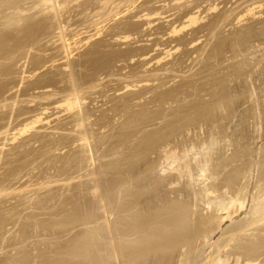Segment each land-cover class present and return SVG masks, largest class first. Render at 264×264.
<instances>
[{
	"label": "rangeland",
	"instance_id": "obj_1",
	"mask_svg": "<svg viewBox=\"0 0 264 264\" xmlns=\"http://www.w3.org/2000/svg\"><path fill=\"white\" fill-rule=\"evenodd\" d=\"M3 1L0 0V189L2 188L0 190V264H122L119 252H122L121 248L124 244L121 235L125 234L122 232L125 224L128 225L125 231H132V228L134 231V228L140 231L143 238V241L141 237L139 238L140 245L147 242L145 245L149 246L147 249L144 244L142 247L138 245L141 247V249L139 247L140 255H144L140 256L141 258L150 256L151 259L155 251L156 254L158 253L157 256L160 254L162 256L164 245L160 246L161 242H158L161 239L162 242L165 241V246L171 244V248L165 247L167 251L173 250L174 247L176 252V244L185 242L180 240L187 239L189 242L188 238L192 236L196 239V234L202 233V236H198L199 239H193V244L199 240L198 244L196 243L197 248L191 243L194 249L190 246L191 248L187 250L188 253L189 250L190 253L192 252V256L185 253L187 248L185 251L183 249L188 246L182 245L183 248L178 246L183 249L182 253L189 256L188 258H196V262L193 259L195 264H210L215 256L221 254L223 256L219 257L225 258L223 262H226L228 256L231 261L227 259L232 262L227 261L224 264H246L247 261H251L248 260L250 256L245 255L247 252L250 255L249 251H252L251 257L254 256L251 262L254 264L260 261L257 264H262L264 228L261 225L259 228V224L258 227L252 226L261 216L264 217V213L257 214L258 217L254 215L256 218H252L254 206L260 201L251 200L259 197L260 192L263 193L259 199L264 194L262 188L264 186V174H262L264 173V0H49L50 2L20 0L22 3L19 0ZM14 1L16 3L12 5ZM2 2L5 5L8 2V5L5 6ZM19 7L20 12H25L23 15L18 14ZM17 17L21 18H18L20 23ZM60 32L63 35H59ZM65 39L67 44L70 43L68 44L70 48L68 45L63 48ZM67 52L70 53L69 56ZM74 88L78 93L75 92L76 90L72 91ZM72 93L80 96L83 101H80V107H75L74 110L67 105L68 100L74 99ZM85 134L87 141L83 138ZM212 142L216 143V146L212 145ZM204 143L216 148L211 146L206 148ZM182 147L185 153L182 152ZM166 150L175 151V159L184 158L182 161L184 163L188 161L191 169L194 168L197 172L193 169L186 172L188 170L182 164V158L176 159L181 162L182 166L179 167L184 168L180 169L185 174L179 179L181 170L177 169L180 172L178 173L175 169L180 163H173L174 157H170L173 161L170 158L166 159ZM147 156L149 160L147 166L143 161L144 167H141L140 163L143 159L139 158L143 157L146 160ZM206 156L210 161L203 162V165L200 161ZM169 159L172 163H169ZM197 161L201 164L199 165ZM256 162L261 164L258 165ZM132 164H135L136 168L139 165L138 169L148 167L149 169L144 170V174L146 170L149 171L150 173H147L150 179L152 177L154 180L149 179L148 182H151L149 186L146 183V186L150 187L149 190H145L146 186L139 188L141 186L138 184L139 191H137V187L134 188L137 185L134 183L135 179L132 181L128 175L127 180L136 184L131 186L132 182H129L132 189H135V196H132L133 191L124 190L128 187L122 186L125 178L123 175H134L141 184L143 180L147 182L149 177L147 174L146 180H142L145 177L142 169L137 170ZM201 165L206 166L208 171L203 172V169L207 170V168L202 166V169ZM219 165L220 168H217ZM169 166H173L170 167L173 169L170 170ZM127 168L130 172L126 173L128 171L125 170L126 174L122 173ZM133 168L140 176L143 175L142 178L138 177L140 180L135 170L132 171ZM168 172H175L176 178L167 180L169 177L172 179L175 177L173 173L172 176H168L170 174ZM190 172L193 173L192 176ZM209 172H211L210 176ZM221 172H224L225 177ZM186 173L190 176L189 179ZM166 174L168 177H164ZM161 176L167 178L165 179L167 181L165 182ZM159 177L165 182L162 183L161 180L162 185L159 184ZM192 178L196 185H193ZM197 180L199 182H196ZM203 180L204 182H201ZM96 183L99 188L98 194L97 191L93 192ZM210 185L214 187L218 185L219 190L214 187L209 188ZM157 186L160 190H165V194L168 193V197L166 196L168 201L165 200L164 193L161 195L165 198H159L161 196L156 189ZM3 189L6 191L3 192ZM140 189L144 190L140 191ZM205 189H208L206 193L212 189V192L208 193L211 196L209 199ZM153 190L156 191L155 196L159 193L156 196L159 201L154 197L150 198L153 196ZM144 191L146 194L149 192V199L152 201V203L149 201V205L155 207L159 206L158 203L162 205L160 208L156 207L157 211L152 213L155 207L151 206V209L148 204H144L143 208L142 202H137L138 207L142 204V207L136 209L141 215L137 212V218L134 216L128 218L130 212L127 213L125 209H128L131 201ZM257 193L259 195H256ZM147 195H142V198L138 196L137 200L142 199L145 202L144 197ZM229 195L230 197L233 195L239 201L244 200L246 208L244 207L241 213L237 210L239 205L236 203L238 208L231 209L232 216L233 211L235 216L232 217V221L223 219L225 222L220 217L223 216V208H227L234 198L231 197L229 201ZM215 196H218L217 203L214 200ZM124 197L132 199L130 201L128 199L130 204ZM221 198L224 200L223 205L226 203L225 207L219 206L223 203ZM154 200L155 203L158 201L156 205L153 204ZM251 202L255 203L254 206ZM125 203H128V207ZM163 205L168 207L163 208ZM212 205L213 207L216 205V208ZM146 207L151 211H147ZM176 211L179 214L175 213ZM165 212H169L167 214L170 218ZM190 213L197 216L193 217ZM174 215L176 217L179 215L180 218L177 219ZM159 217L161 219L163 217V221ZM212 217L216 218V222ZM246 217L252 218L249 221L253 225L247 222L248 227L251 225L248 229L252 228L251 232L244 230L245 233L250 232V234L241 232L243 226L240 225L248 220ZM221 220L224 222H222L223 226ZM262 220L264 221V218L260 221ZM175 221L179 222L178 225ZM130 223L132 224L129 225ZM108 229L114 232L110 236L115 241L113 244L118 251L116 253L118 260L115 259L117 257L115 253L107 252L109 251L107 249H110V244H107L109 236L105 237L109 233ZM161 230L163 233L166 231L167 235ZM190 231L193 234L196 231L197 233L193 236ZM102 232L105 233L104 236ZM188 234H191L190 237ZM178 235L183 238H177ZM167 237L168 239H164ZM252 237L258 241L254 239L253 246L250 243ZM124 238L126 241L127 238L133 237L125 235ZM146 238L148 239L144 241ZM235 238L238 239L234 240ZM152 240L157 241L156 245H159L156 247L155 242H150ZM204 243L208 244L204 245ZM240 243L243 246H240ZM249 243L251 245H248ZM255 245L259 247L263 245L261 247L263 250L259 247L255 248ZM226 246L233 250L227 247L228 250ZM158 248L163 251L157 250ZM198 248H201L199 252ZM254 250L259 253H255ZM201 251L203 256L200 255ZM173 252L174 250L170 254ZM178 252L173 253L176 254L174 257L182 256L178 255ZM241 253L246 263L242 260L244 258L241 257ZM197 254L200 257H197ZM235 254L242 258L241 262H236ZM186 256L183 255L179 259L182 260ZM176 257V261L173 259L170 264L182 263L177 261L179 259ZM149 258L147 260L150 262ZM188 258L184 260H190ZM192 258L190 261H193ZM194 262L190 263L194 264ZM183 263L185 264V261Z\"/></svg>",
	"mask_w": 264,
	"mask_h": 264
},
{
	"label": "bare ground",
	"instance_id": "obj_2",
	"mask_svg": "<svg viewBox=\"0 0 264 264\" xmlns=\"http://www.w3.org/2000/svg\"><path fill=\"white\" fill-rule=\"evenodd\" d=\"M2 1H3V0H2ZM7 1H8V0H7ZM16 1H17V0H16ZM19 1H20V0H19ZM22 1H23V0H22ZM42 1H43V0H42ZM46 1H47V0H46ZM51 1H52V0H51ZM75 1H76V0H75ZM78 1H79V0H78ZM103 1H104V0H103ZM112 1H113V0H112ZM3 2H5V1H3ZM3 2H2V3H3ZM10 2H11V0H10ZM20 2H21V1H20ZM20 2H18V4H20ZM48 2H50V1L48 0ZM53 2H55V1H53ZM15 3H16V2L14 1V3H12V5L15 4ZM21 3H22V2H21ZM55 3H56V2H55ZM105 3H106V2H105ZM3 4H4V3H3ZM18 4H17V5H18ZM33 4H34V3H33ZM47 4H48V3H47ZM103 4H104V3H103ZM4 5H5V4H4ZM6 5H8V2H7ZM6 5H5V6H6ZM12 5H11V6H12ZM17 5H16V6H17ZM20 5H21V4H20ZM36 5H38V7H39V4H38V3H37ZM45 5H46V3H45ZM56 5H57V4H56ZM62 5H63V4H62ZM9 6H10V5H9ZM16 6H14V7L16 8ZM40 6H41V5H40ZM54 6H55V5H54ZM105 6H107V5H105ZM105 6H104V7H105ZM17 7H18V6H17ZM42 7H43V6H42ZM47 7H48V6H47ZM51 7H53L52 4H51ZM57 7H58V6H57ZM57 7H56V9H58ZM107 7H108V6H107ZM7 8H8V6H7ZM17 9H18V12H20L21 8L19 7V8H17ZM19 9H20V10H19ZM35 9H37L36 6H35ZM50 9H51V8H50ZM53 9H55V8H53ZM59 9H60V8H59ZM100 9H101V8H100ZM27 10H28V9H27ZM48 10H49V9H48ZM102 10H103V9H102ZM111 10H112V9H111ZM8 11H9V10H8ZM16 11H17V10H16ZM22 11H23V10H22ZM25 11H26V10H25ZM46 11H47V10H46ZM54 11H55V10H54ZM44 12H45V11H44ZM109 12H110V11H109ZM15 13H16V12H15ZM24 13H25V12H23V13L20 12V13H18V14H22V15H23ZM110 14H111V13H110ZM53 15H54V14H53ZM106 15H107V14H106ZM19 16H20V15H19ZM148 16H149V15H148ZM20 17H21V16H20ZM20 17H17V18H16V19L18 20L19 23L21 22V21H19V20L21 19ZM104 17H105V16H104ZM107 17H108V16H107ZM18 18H20V19H18ZM25 19H26V18H25ZM103 19H104V18H103ZM23 20H24V19H23ZM23 20H22V21H23ZM14 21H15V20H13V22H14ZM27 21H28V19H27ZM23 22H24V21H23ZM58 22H59V21H58ZM7 23H8V22H7ZM9 23H10V21H9ZM9 23H8V24H9ZM14 23H16V22H14ZM19 23H17V25H18ZM60 23H61V21H60ZM60 23H59V24H60ZM3 24H4V23H3ZM11 24H12V23H11ZM21 24H22V23H21ZM14 25H15V24H14ZM19 25H20V24H19ZM66 25H67V24H66ZM4 26H6V25H4ZM4 26H3V27H4ZM20 26H21V25H20ZM60 26H61V25H60ZM10 27H11V26H10ZM10 27H9V28H10ZM7 28H8V27H7ZM12 28H13V26H12ZM62 28H64V27L62 26ZM15 29H16V28H15ZM15 29H14V30H15ZM18 29H19V28H18ZM59 29L61 30V28H59ZM14 30H13V31H14ZM7 31H8V30H7ZM10 31H11V30H10ZM63 31H64V30H63ZM64 33H65V32H64ZM59 35H63V34H61V32H60ZM64 35H65V34H64ZM8 36H9V35H8ZM64 38H66V37L64 36ZM63 40H64V39H63ZM61 41H62V38H61ZM65 42H66V39H65ZM63 44H64V46L62 45L63 48H64L65 46H67L68 44L70 45V43L67 44V42H66V43L63 42ZM69 45H68V47L70 48ZM31 47H32V46H31ZM65 48H66V47H65ZM67 49H68V48H67ZM67 49H66V51H67ZM64 50H65V49H64ZM30 51H31V50H30ZM30 51H29V52H30ZM66 51H65V52H66ZM68 51H69V50H68ZM66 54L68 55V54H70V53L67 52ZM24 55H25V54H24ZM68 56H69V55H68ZM27 58H28V57H27ZM22 61H23V60H22ZM25 63H26V62H25ZM23 73H24V72H23ZM71 79H72V78H71ZM72 82H73V81H72ZM74 86H75V85H74ZM75 90H76V91H75ZM72 91L77 92V89L74 88V90H72ZM67 93H68V92H67ZM73 93H74V92H73ZM73 93H72V94H73ZM77 93H78V92H77ZM77 93H75V94H77ZM79 93H80V91H79ZM70 94H71V93H70ZM78 95H79V94H78ZM70 96H71V95H70ZM74 96H75L74 94H73V97L71 96V97L74 98V99H72V100H68L69 102L67 101V102H68V104H67L68 107H69L70 109L73 108L72 110H74L75 107H80L79 103H80V101H82L80 96H79L80 99H79V97H78L77 95H76L75 97H74ZM67 97H68V96H67ZM48 98H49V97H48ZM50 98H51V97H50ZM69 99H71V98L69 97ZM66 100H67V99H66ZM45 101H46V100H45ZM82 102H83V101H82ZM81 104H82V103H81ZM78 109H79V108H78ZM45 110H46V109H45ZM79 110H80V109H79ZM70 111H71V110H70ZM130 111H131V110H130ZM12 115H13V114H12ZM81 115H82V114H81ZM82 116H83V115H82ZM36 117H37V116H36ZM40 119H41V118H40ZM80 120H81V119H80ZM82 120H83V119H82ZM28 122H29V121H28ZM32 122H33V121H32ZM34 122H38V121H34ZM34 122H33V123H34ZM33 123H32V124H33ZM79 123H82V122H79ZM85 123H86V122H85ZM85 123H84V124H85ZM23 125H24V124H23ZM29 125H31V124H29ZM33 125H34V124H33ZM36 125H37V123H36ZM82 125H83V123H82ZM7 127H8V126H7ZM23 127H24V126H23ZM78 127H80V125H79ZM78 127H77V129H80V128H78ZM28 128H29V126H28ZM28 128H26V129H28ZM21 129H22V127H21ZM81 129H82V128H81ZM83 129H84V126H83ZM29 130H30V129H29ZM85 130H86V129H84V132H85ZM6 131H7V129H6ZM24 131H25V130H24ZM27 131H28V130H27ZM30 131H31V130H30ZM80 131H81V130H80ZM22 132H23V131H22ZM25 132H26V131H25ZM2 133H3V132H2ZM5 133H6V132H5ZM7 133H8V132H7ZM86 133H87V132H86ZM19 134H21V132H19ZM22 134H23V133H22ZM83 134H84V133H83ZM80 135H81V134H80ZM10 136H11V135H10ZM10 136H9V137H10ZM84 136H85V137H83V138H84V141H85V140L87 141L86 134H85ZM87 136H88V135H87ZM20 137H21V136H20ZM15 138H16V137H15ZM111 138H112V137H111ZM5 140H6V139H4V141H5ZM81 140H82V139H81ZM226 140H227V139H226ZM6 141H7V140H6ZM82 141H83V140H82ZM9 142H10V141H9ZM208 142H209V141H208ZM208 142H207V143H208ZM0 143H1V142H0ZM90 143H91V142H90ZM212 143H213V142H212ZM212 143H210V144H212ZM256 143H257V142H256ZM204 144H205V143H204ZM215 144H216V143H213L212 145H215ZM182 145H183V144H182ZM193 145H194V144H193ZM205 145H206V144H205ZM212 145H209V144H208L209 147L211 146V147L214 148V147L216 146V145H215V146H212ZM188 146H189V145H188ZM206 146H207V145H206ZM206 146H205V147H206ZM208 146H207L206 148H208ZM0 147H1V146H0ZM245 147H246V146H245ZM88 148H89V147L87 146L86 149H88ZM185 148H186V147H185ZM200 148H201V147H200ZM215 148H216V147H215ZM174 149H175V148H174ZM218 149H219V148H218ZM181 150H182L183 153H185V151H183V147H182ZM186 150H187V148H186ZM211 150H212V148H211ZM211 150H208V152L211 151ZM166 151H167V153H165V154H166L165 157L167 156L166 159L175 156V154H174L175 151H174V150H173L174 152H172V151L170 152V151H168V150H166ZM187 151H188L187 153H189V150H187ZM200 151H201V150H200ZM205 151H207V150L205 149ZM182 152H180V155H181ZM191 152H192V151H191ZM214 152H215V150H214ZM199 153H200V152H199ZM202 153H203V152H202ZM210 153H211V152H210ZM210 153H209V154H210ZM212 153H213V152H212ZM176 154L178 155V152H176ZM193 154H194V151H193ZM226 154H227V153H226ZM195 155H197V154L195 153ZM199 155H200V154H199ZM207 155H208V154H207ZM0 156H1V155H0ZM181 156H182V155H181ZM185 156H187V155H185ZM189 156H190V154H189ZM193 156H194V155H193ZM197 156H198V155H197ZM219 156H220V155H219ZM254 156H255V155H254ZM144 157H145V156H144ZM162 157H163V156H162ZM162 157H161V158H162ZM176 157H177V156H176ZM198 157H199V156H198ZM201 157H202V155H201ZM208 157H209V156H208ZM212 157H213V156H212ZM212 157H211V158H212ZM258 157H259V159L261 160L260 155H259ZM258 157H257V158H258ZM262 157H263V156H262ZM138 158H139V157H138ZM180 158H182V157H180ZM180 158L178 157V158H176V159H179V160H180ZM188 158H189V157H188ZM206 158H207V156L204 158L203 161H200V160H199V161L203 164V162H206V161H208V160L210 159V158H209V159L207 160ZM135 159H137V158H135ZM139 159H143V160H141V163H140L141 167H142V166L144 167L143 164H145V165L147 166V161H149V160H147V159H148V156H147L146 160H144L143 157H142V158L140 157ZM163 159H165V158H163ZM166 159H165V162H166ZM170 159H171L172 161H173V159H174L173 163H180V164L177 165L178 167H179L180 165L182 166V164H184L185 169L188 170V171L185 170L186 172H189V169H190V171H191L192 169H193V171H196V170H194V168L191 169V167H190L191 164H189L188 161L186 162V160H185L186 163H184V162L182 161L184 158L181 159V161L183 162L182 164H181V162H180L179 160L177 161V160L175 159V157H174L173 159H172V158H170ZM170 159H169V163H172V161H171ZM195 159H196V158H195ZM199 159H200V157H199ZM255 159H256V158H255ZM263 159H264V158H263ZM137 160H138V159H137ZM151 160H152V159H151ZM192 160H194V159L192 158ZM212 160H213V158H212ZM143 161L146 162V163H143V164H142ZM162 161H163V160H162ZM199 161H197V163H198ZM209 161H210V160H209ZM209 161H208V162H209ZM261 161H262V160H261ZM137 162L139 163V160H138ZM153 162H154V161H153ZM200 162H199V165L201 164ZM211 162H212V161H211ZM263 162H264V161H263ZM130 163H131V162H130ZM138 163H137V164H138ZM169 163H168V164H169ZM190 163H191V162H190ZM213 163H214V161H213ZM243 163H244V162H243ZM254 163H255V162H254ZM256 163H258V162H256ZM124 164H125V162H124ZM124 164H122V165H124ZM127 164H129V163H127ZM127 164H126V165H127ZM135 164H136V163H135ZM135 164H134V165H135ZM137 164H136V165H137ZM168 164H167V165H168ZM194 164H196V163H194ZM260 164H261V162L258 163V165H260ZM126 165H125V166H126ZM130 165H131V164H130ZM130 165H128V166H130ZM134 165L132 164V166H134ZM136 165H135V167H134L135 169H137V170L142 169V168H139V169H138V166H139V165H138L137 168H136ZM149 165H150V164H149ZM149 165H148V166H149ZM161 165L163 166L164 163L161 164ZM172 165H173V164H172ZM203 165H204V164H203ZM203 165H201L200 167L202 168ZM213 165H214V164H213ZM213 165H211V166H213ZM258 165H257V166H258ZM262 165H263V164H262ZM146 166H145V168H143V169L141 170V171L143 172V174H144V170H145V169H149L148 167L146 168ZM195 166H196V165H195ZM197 166H198V165H197ZM216 166H217V165H216ZM254 166H255V165H254ZM263 166H264V165H263ZM122 167H123V166H122ZM139 167H140V166H139ZM170 167H173V166H169L168 168L170 169ZM175 167H176V166H175ZM178 167L175 169L176 171H178L177 169H180V168L184 169L183 167H179V168H178ZM198 167H199V166H198ZM204 167H206V166H203V168H204ZM258 167H259V166H258ZM258 167H257V169H258ZM129 168H130V167H129ZM134 168H133L132 171L135 170ZM203 168H202V169H203ZM206 168H207V167H206ZM214 168H215V167H214ZM217 168H220V165H219ZM253 168H255V167H253ZM261 168H262V166H261ZM122 169H123V168H122ZM172 169H173V168H172ZM172 169H170V170H172ZM125 170L128 171V172H126ZM137 170H135L134 172L137 173V172H138ZM161 170H162V172H163V168H162ZM180 170H181V169H180ZM203 170H204L203 172L208 171V168H207V170H206L205 168H204ZM209 170H210V169H209ZM212 170H213V169H212ZM214 170H215V169H214ZM251 170H252V168H251ZM251 170H250V171H251ZM255 170H256V169H255ZM121 171H122V170H121ZM123 171H124V172H122V173H125V172H126V173H129V172H130V171L128 170V168H127V169H124ZM173 171H174V170H173ZM185 171H184V172H185ZM218 171H219V170H218ZM218 171H217V172H218ZM224 171H225V170H224ZM250 171H249V172H250ZM134 172H131V173H134ZM139 172H140V171H139ZM147 172L150 173L149 171L146 170V174H144V176H145L144 178H142L143 175H141V176H142V177H141L140 174L137 173V175H138L137 178H138V177H139V178H142V180L145 179V178H147V177H146L147 174H148ZM159 172H160V171H159ZM164 172H165V169H164ZM170 172H171V171H170ZM170 172H168V173H170ZM182 172H183V171L181 170V173H182ZM196 172H197V171H196ZM217 172L215 173L216 175H217ZM225 172H226V171H225ZM251 172H253V171H251ZM254 172H255V171H254ZM254 172H253V173H254ZM260 172H261V171H260ZM263 172H264V171H263ZM94 173H95V171H94ZM126 173H125V174H126ZM136 173H135V174H136ZM172 173H173V172H172ZM172 173H170L169 175L166 174V175H164V177H166L167 175H168V176H170V175L172 176L173 174H174V176H175V172H174L173 174H172ZM178 173H180V172L178 171ZM178 173H177V174H178ZM200 173H201V172H200ZM210 173H211V172L208 173L209 176H210ZM221 173H222V172H221ZM223 173H224V172H223ZM223 173H222V175H224V177H225V174H223ZM255 173H256V172H255ZM92 174H93V173H92ZM153 174H154V173H153ZM153 174H151V176H152ZM177 174H176V175H177ZM183 174H184V173H182L181 175L179 174L180 176H178V178L181 177ZM191 174H193V173L190 172V175H191ZM208 174H207V175H208ZM213 174H214V172H213ZM219 174H220V173H219ZM251 174H252V173H251ZM259 174H260V173H259ZM262 174H264V173H262ZM122 175H123V174H122ZM128 175L130 176V179H131V180H132V179H133V180L135 179V180H134V181H135L134 183H136L137 185L134 184V183L132 182L133 180H132V181L130 180V181L132 182V184L130 183L131 186L136 185V186H134V188L137 187L138 184H139V186H141V187H139V188H144L143 186H146V185H147L146 183H148V186L151 185V182H148L149 179H150V175H149V174H148V177H149V178L147 179V182L143 180V181L145 182V184H144V182L142 181V184H144V185L141 184V181H139V182H140V183H139V182L137 181V179L135 178L136 176H134V175H131V174L123 175V176H125V178L122 177V178H124V180H123L124 182H123L122 186L125 185V187H128V188H126V189L124 188V190L129 189V191H131V192L133 191L132 193H134V194H132V193L129 192V194H132V196H133V195L135 196L136 193H135V191H134L135 189L133 190L132 187L129 185V182H130V181L127 180V179H129V178H128V177H129ZM154 175H155V174H154ZM160 175H161V174H160ZM162 175H163V174H162ZM186 175H187V173H186ZM194 175H195V174H194ZM199 175H200V174H199ZM202 175H203V173H202ZM202 175H200V176L202 177ZM248 175H249V174H248ZM96 176H97V175H96ZM127 176H128V177H127ZM131 176H134V177L131 178ZM156 176H157V175H156ZM168 176H167V177H168ZM184 176H185V174H184ZM184 176H182V177H184ZM187 176H188V175H187ZM187 176H186V177H187ZM191 176H192V175H191ZM230 176H231V175H230ZM261 176H262V175H261ZM263 176H264V175H263ZM47 177H48V176H47ZM47 177H46V178H47ZM126 177H127V178H126ZM164 177L161 176V178L165 181V179H167V178H164ZM182 177H181V179H182ZM189 177H190V176H188L187 179H189ZM216 177H217V176H216ZM216 177H213V178H216ZM258 177H260V176L258 175ZM79 178H80V177H79ZM95 178H97V177H95ZM139 178H138V180H140ZM155 178H156V177H155ZM161 178L159 177V181H160L159 184H160V185H162V184H161V180H162ZM174 178H176V176L173 177V179H172L171 177H169V179H167V180H170V179H171V180H174ZM193 178H194V176H193ZM193 178H192V182H193ZM208 178H209V177H208ZM230 178H231V177H230ZM157 179H158V177H157ZM179 179H180V178H179ZM179 179H178V180H179ZM187 179H186V180H187ZM194 179H195V178H194ZM205 179H206V177H205ZM211 179H212V177H211ZM216 179H217V178H216ZM232 179H233V178H232ZM145 180H146V179H145ZM150 180H151V181H154V180L152 179V177H151ZM155 180H156V179H155ZM163 180H162V183L164 182ZM167 180H166V181H167ZM201 180H202V179H201ZM207 180H208V179H207ZM228 180H229V179H228ZM244 180H245V179H244ZM254 180H255V179H254ZM99 181H100V180H99ZM126 181H127V182H126ZM156 181H158V180H156ZM159 181H158V182H159ZM166 181H165V182H166ZM182 181H184V180H182ZM259 181H260V179H259ZM261 181H262V180H261ZM137 182H138V183H137ZM165 182H164V183H165ZM171 182H172V181H171ZM196 182H199V181L197 180ZM201 182H204V180L201 181ZM207 182H208V181H207ZM209 182H210V179H209ZM227 182H228V181H227ZM263 182H264V181H263ZM121 183H122V182H121ZM149 183H150V184H149ZM154 183H155V182H154ZM175 183H176V180H175ZM183 183H184V182H183ZM205 183H206V181H205ZM215 183H216V182H215ZM221 183H224V182H221ZM43 184H44V183H43ZM96 184H97V183H96ZM96 184H95V185H96ZM133 184H134V185H133ZM140 184H141V185H140ZM156 184L158 185L157 182H156ZM170 184H171V183H170ZM181 184H182V182H181ZM190 184H191V183H190ZM194 184H195V183L193 182V185H194ZM207 184H208V183H207ZM209 184H210V183H209ZM261 184H262V183H261ZM263 184H264V183H263ZM32 185H33V184H32ZM99 185H100V184H99ZM126 185H128V186H126ZM177 185H179V182H178ZM177 185H176V187H177ZM195 185H196V184H195ZM202 185H203V184H202ZM218 185H219V184H218ZM218 185H216V187L210 185L209 188H210V187H214V188L217 190V189H218ZM222 185H223V184H222ZM226 185H227V184H226ZM245 185H246V184H245ZM18 186H19V185H18ZM97 186H98V184L95 186V188H94L95 191H93V192L95 193V192L97 191V194H98L99 190H97V189H99V188H98ZM129 186H130V187H129ZM152 186H153V184H152ZM154 186H155V185H154ZM154 186H153V187H154ZM172 186H173V183H172ZM186 186H187V184H186ZM186 186H184V187H186ZM191 186H192V185H191ZM227 186L229 187V185H227ZM96 187H97V188H96ZM146 187H147V186H146ZM146 187H145V188H146ZM180 187H181V186H180ZM188 187H189V186H188ZM223 187H224V186H223ZM68 188H69V187H68ZM154 188H155V187H154ZM209 188H208V189H209ZM214 188H212V189L214 190ZM234 188H235V187H234ZM259 188H261V185L259 186ZM262 188H264V186H263ZM1 189H2V188H1ZM1 189H0V190H1ZM12 189H13V188H12ZM81 189H82V188H81ZM94 189H93V190H94ZM131 189H132V190H131ZM147 189L149 190L150 187H147L145 190H147ZM156 189H157V191L160 193V196H161V197H159L160 199H164L166 196L168 197V193L165 194V192H164L165 190H164V191H163V190H160V187L158 188V186L156 187ZM156 189H155V190H156ZM163 189H164V188H163ZM168 189H169V188H168ZM189 189H190V188H189ZM208 189H205L206 191L204 190L205 193L207 192ZM212 189H210L211 191L209 190L208 193H211V192H212ZM3 190H4V189H3ZM3 190H2V191H3ZM100 190H101V189H100ZM143 190H144V189H143ZM143 190L140 189V191H143ZM181 190H182V189H181ZM185 190H186V189H185ZM216 190H214V191L216 192ZM218 190H219V189H218ZM218 190H217V191H218ZM235 190L237 191L236 188H235ZM2 191H1V192H2ZM5 191H6V190H4L3 192H5ZM9 191H10V190H9ZM120 191H121V190H120ZM127 191H128V190H127ZM137 191H139V190H138V187H137ZM137 191H136V192H137ZM161 191H162V192H161ZM167 191H168V190H166V192H167ZM175 191H176V190H175ZM182 191H183V190H182ZM182 191H181V193H182ZM188 191H189V190H188ZM188 191H187V192H188ZM192 191H195V190H193V188H192ZM192 191H191V192H192ZM204 191H203V192H204ZM224 191H225V190H224ZM224 191H223V192H224ZM233 191H234V190H233ZM258 191H259V189H258ZM261 191H262V190H261ZM101 192H102V191H101ZM122 192H125V191H122ZM144 192H145V193H144ZM144 192H143V194H142V192H141V194H142L143 196H144V195L146 196V195L149 193V192H148V193L146 194V191H144ZM152 192H154V190H153ZM152 192H150V195L152 194ZM155 192H156V191H155ZM155 192L153 193V196H151L150 198H152V197H154V199L158 198V197H156V196L159 195V193L157 192L158 194L155 196ZM172 192H173V191H172ZM177 192H178V191H177ZM177 192H176V193H177ZM189 192H190V191H189ZM226 192H227V191H226ZM238 192H239V191H238ZM238 192H236V194H238ZM137 193H138V192H137ZM163 193L165 194V197L163 196L164 198H163L162 195H161V194H163ZM195 193H196V191H195ZM205 193H204V194H205ZM208 193H206V194H208ZM213 193H214V192H213ZM213 193H212V194H213ZM239 193H240V192H239ZM258 193H259V192H258ZM258 193H257L256 195H259L260 193H261L260 195H262L263 192H260L259 194H258ZM99 194H100V193H99ZM122 194L125 195L124 193H122ZM126 194H127V192H126ZM129 194H128V195H129ZM141 194L138 195L140 198L143 197ZM164 194H163V195H164ZM186 194H187V193H186ZM197 194L199 195V193H197ZM214 194H216V193H214ZM226 194H227V193H226ZM226 194H225V195H226ZM245 194H246V193H245ZM100 195H101V194H100ZM119 195H120V194H119ZM140 195H141L142 197H141ZM178 195H179V194H178ZM180 195H181V194H180ZM184 195H185V194H183V196H184ZM187 195H188V194H187ZM187 195H186V197H187ZM208 195H209V194H208ZM233 195H234V194H233ZM233 195H232L231 197H234V196H235V195H234V196H233ZM238 195H239V194H238ZM238 195H237V196H238ZM240 195H241V194H240ZM240 195H239V196H240ZM260 195H259V197H260ZM120 196H121V195H120ZM126 196H127V195H126ZM129 196L131 197V195H129ZM138 196H136L135 199H133V201H131V202H132L131 204L128 202V199H129V201L132 200V199H131V198L126 199V198L124 197V199H126V201L131 205L128 209H125V207H124V209L128 211L127 213L130 212L129 214H130L131 216L128 215V218H133V216H134V218H137V217H138V216L136 217V214H137V212H138V211H136V209H137V207H138V203H140V201H141L142 204H143V205H142V204H139L140 207L143 206V208H144V207H145L144 204H148L147 206H150L149 208H151V206H152L153 208L155 207V206L152 205V204L149 205L150 203H152L151 199H149V194L147 195L148 198H147V197H144V198H146V200H148V201H147L148 203L146 202V200H145V202H144V200H142V199H141V200H137V199H138ZM188 196H189V195H188ZM201 196H202V195H201ZM204 196H205V195H204ZM227 196H228V195H227ZM244 196H245V195H244ZM246 196H247V194H246ZM8 197H9V196H8ZM96 197H97V196H96ZM98 197H99V196H98ZM121 197H122V196H121ZM121 197H120V198H121ZM127 197H128V196H127ZM167 197L165 198V200H167ZM170 197H171V196H170ZM176 197H177V196H176ZM181 197H182V196H181ZM205 197H206V196H205ZM210 197H211V196L209 195L208 199H209ZM217 197H218V196H215V197H214V198H215L214 200H216V203H217V201H218V200L216 199ZM219 197H220V196H219ZM223 197H224V196H222V198H223ZM229 197H230V195H229ZM231 197L228 199L229 201H231ZM235 197H236V196H235ZM235 197L232 198L233 200L229 203V206H228L227 208L225 207V206H226V203H225V205H223V204H224V202H223L224 200L221 198V199H222L221 201H222L223 203H220V204H222V205L219 204V206H223V207H225V208H223L224 213H223L222 210L220 209V210H221V213H223V216L220 217V219L222 218V220L225 219L226 221H227V219H230V220H231L232 217L235 216V211H233V212H234V213H233L234 215L232 216V210H231V209L235 210V209H237L238 207H239V208H238L237 210H238L239 212L242 213L243 208L246 206V204H245L246 202L243 200L244 198L242 199L243 201H239V200L235 199ZM247 197H248V196H247ZM250 197H251V196H250ZM252 197H253V196H252ZM259 197L257 196V198H254L253 200H251V201H254V200L256 199L254 202H259V201H260L258 204L256 203V206H254V204H255L254 202H253L254 204L251 202V203L253 204V206L255 207V209H253V211H254V210H255V211L252 212L251 216H252V215H253V216H254V215L257 216V214H259V215L261 214V215H262V214L264 213V203H263V202H264V198H263V197H264V194H263V196L260 198L261 200L259 199ZM100 198H101V196H100ZM132 198H133V197H132ZM144 198H143V199H144ZM179 198H180V197H179ZM224 198H225V197H224ZM226 198H228V197H226ZM236 198H237V197H236ZM241 198H242V197H241ZM245 198H246V197H245ZM262 198H263V199H262ZM121 199H122V198H121ZM152 199H153V198H152ZM160 199H159V200H160ZM169 199H170V198H169ZM180 199H181V198H180ZM188 199H190V198H188ZM202 199H203V198H202ZM212 199H213V198H212ZM219 199H220V198H219ZM234 199H235V200H234ZM257 199H259V200L257 201ZM156 200H158V199H156ZM159 200H158V201H159ZM170 200H171V199H170ZM170 200H169V201H170ZM183 200H184V199H182V202H183ZM186 200H187V199H186ZM205 200H206V199H205ZM210 200H211V199H210ZM246 200H247V199H246ZM262 200H263V202H262ZM119 201H120V199H119ZM149 201H151V202L149 203ZM158 201L155 203V200H154V203H153V204L156 205V204L158 203ZM167 201H168V200H167ZM177 201H178V199H177ZM203 201H204V200H203ZM203 201H202V203H203ZM221 201H220V202H221ZM229 201H228V202H229ZM238 201H239V202H238ZM249 201H250V199H249ZM133 202H134V203H133ZM137 202H138V203H137ZM178 202H179V201H178ZM182 202H181V203H182ZM206 202H207V200H206ZM210 202H211V201H210ZM244 202H245V203H244ZM247 202H248V201H247ZM120 203H121V202H120ZM123 203H124V201H123ZM123 203H122V204H123ZM128 203H125V205H127V207H128ZM162 203H164V201H163ZM166 203H167V202H166ZM218 203H219V202H218ZM236 203H237V205H239L238 207H236V206H237ZM97 204H98V203H97ZM158 204H159V206L157 205L156 207L160 208V206H161L162 204H160V203H158ZM169 204H170V202H169ZM179 204H180V203H179ZM184 204H185V202H184ZM208 204L211 205V203H208ZM212 204H213V202H212ZM249 204H250V203H249ZM141 205H142V206H141ZM216 205L218 206V204H216ZM216 205H215V206H216ZM247 205H248V204H247ZM250 205H251V204H250ZM120 206H121V205H120ZM163 206H164V205H163ZM166 206H167V205H166ZM166 206H164L163 208H165ZM178 206H181V205H178ZM186 206H188V205H186ZM194 206H195V205H194ZM215 206H214V207H215ZM251 206H252V205H251ZM118 207H119V206H118ZM140 207H138V208H140ZM156 207H155L154 211H152V213H153V212L155 213V210L157 211ZM167 207H168V206H167ZM183 207H184V206H183ZM212 207H213V205H212ZM214 207H213V208H214ZM98 208H99V207H98ZM102 208H103V207H102ZM119 208H120V207H119ZM146 208L148 209L147 211L150 210L148 207H146ZM169 208H170V206H169ZM181 208H182V207H181ZM193 208H194V207H193ZM195 208H196V207H195ZM215 208H216V207H215ZM220 208H221V207H220ZM245 208H246V207H245ZM245 208H244V209H245ZM248 208H249V207H248ZM103 209H104V208H103ZM151 209H152V208H151ZM186 209H187V208H186ZM186 209H184V210H186ZM211 209H212V208H211ZM251 209H252V208H251ZM105 210H106V209H105ZM105 210L103 211L104 213L106 212ZM116 210H117V209H116ZM122 210H123V209H122ZM122 210H121V211H122ZM161 210H162V209H161ZM164 210H165V209H164ZM174 210H175V209H174ZM179 210H181V209H178V211H179ZM212 210H214V209H212ZM215 210H216V209H215ZM220 210H219V211H220ZM246 210H247V209H246ZM131 211H132L133 213H132ZM141 211H143V210L141 209ZM141 211H140V212H141ZM150 211H151V210H150ZM188 211H189V210H188ZM208 211H209V210H208ZM210 211H211V210H210ZM123 212H124V211H123ZM123 212H122V213H123ZM125 212H126V211H125ZM143 212H144V211H143ZM180 212H183V211H180ZM185 212H186V211H185ZM195 212H197V211H195ZM246 212H247V211H246ZM131 213H132V214H131ZM147 213H148V212H147ZM159 213H160V212H159ZM165 213L167 214V213H169V212H165ZM175 213H177V211H176ZM191 213H192V212H191ZM191 213H190V214H191ZM213 213H214V212H213ZM221 213H220V214H221ZM253 213H254V214H253ZM138 214L141 215V213H139V212H138ZM172 214H174V213H172ZM177 214H179V213H177ZM180 214H182V213H180ZM188 214H189V213H188ZM215 214H216V213H215ZM143 215H144V214H143ZM149 215L151 216V214H149ZM162 215H163V214H162ZM162 215H161V216H162ZM191 215H192V214H191ZM194 215H196V214H194ZM194 215H192V216L195 217ZM237 215H238V212H237L236 216H237ZM122 216H123V215H122ZM150 216H149V218H150ZM153 216H155V215H153ZM158 216H160V215H158ZM174 216H175V215H174ZM178 216H179V215H178ZM178 216H177V217L175 216V217H176L177 219H179L180 217L178 218ZM180 216H181V215H180ZM182 216H183V214H182ZM196 216H197V215H196ZM215 216H216V215H215ZM253 216H252V218H256L255 216H254V217H253ZM263 216H264V215H263ZM125 217H126V216H125ZM141 217H142V216H141ZM144 217H145V216H144ZM144 217H143V218H144ZM155 217H156V216H155ZM155 217H154V219H156ZM164 217H166V216H164ZM167 217H169L168 214H167ZM183 217H184V216H183ZM193 217H192V218H193ZM248 217H249V216H248ZM257 217H258V216H257ZM143 218H142V219H143ZM145 218H147V216H146ZM151 218H152V217H151ZM169 218H170V217H169ZM169 218H167V219L169 220ZM172 218H173V217H172ZM176 218H175V219H176ZM186 218H187V217H186ZM189 218H190V216H189ZM189 218H187V219L189 220ZM212 218H213V217H212ZM217 218H218V216H217ZM246 218H247V217H246ZM252 218L250 217V219H252ZM262 218H264V217L261 216L260 219H258V221L256 220L255 222H254L255 219H253L252 222H254L255 224H256L257 222H259V223H257L256 225H255V224H254V225L251 224V222H250L251 220L247 218L248 220H247V221L245 220V223H246V224H245V223H242V224H244V225H246V226L244 227V225H242V224L240 225V227L243 226V230H242V228H240L239 226H238V227H239L240 230H242L241 232H244V230H246V229H247L246 231H250V230H252V228H251L250 230H248L249 227H251V225H253L252 227H254V226L256 227V226L259 224V225H258L259 228H261V227L264 228V226H262V225H264V221H263V220H262L263 222L260 221ZM142 219H141V220H142ZM159 219H161V218L159 217ZM167 219H166V220H167ZM181 219H183V218L181 217ZM181 219H180L179 222L182 221ZM193 219H195V218H193ZM193 219H192V221L194 222ZM196 219H197V218H196ZM198 219H199V218H198ZM200 219H201V218H200ZM200 219H199V220H200ZM213 219L215 220L216 218L214 217ZM213 219H212V220H213ZM128 220L132 221V219H128ZM128 220H127V221H128ZM139 220H140V218H139ZM161 220L163 221V217H162ZM170 220H171V219H170ZM184 220H185V217H184ZM214 220H213V221H214ZM217 220L220 221L219 219H217ZM222 220H221V225H222V222L225 221V220H223V221H222ZM233 220H234V218H233ZM249 220H250V221H249ZM134 221H135V220H134ZM137 221H138V220H137ZM162 221H161V222H162ZM202 221H203V220H202ZM226 221H225V222H226ZM228 221H229V220H228ZM231 221H232V220H231ZM248 221H249V222H248ZM125 222H126V221H125ZM128 222H129V221H128ZM143 222H144V221H143ZM151 222H153V221H151ZM151 222H150V224H152ZM161 222H160V223H161ZM179 222H177V223H179ZM183 222H184V221H183ZM198 222H199V221H198ZM208 222H209V221H207V223H208ZM215 222H216V220H215ZM247 222L251 224L249 227L247 226ZM121 223H122V222H121ZM133 223H135V222H133ZM155 223H156V222H155ZM158 223H159V222H158ZM173 223H174V222H173ZM177 223H176V221H175V224H177ZM187 223L189 224V221H187ZM194 223H195V222H194ZM200 223H201V222H200ZM200 223H199V224H200ZM209 223H210V222H209ZM211 223H212V222H211ZM223 223H224V222H223ZM260 223H261V224H260ZM106 224L108 225L107 222H106ZM124 224H125V223H124ZM124 224H123V225H124ZM131 224H132V223H130L129 225H131ZM153 224H154V223H153ZM167 224H168V223L166 222V226H167ZM184 224H185V223H184ZM184 224H183V225H184ZM103 225H104V224H103ZM139 225H140V223H139ZM164 225H165V224H164ZM169 225H170V224H169ZM169 225H168V226H169ZM171 225H174V224H171ZM177 225H178V224H177ZM177 225H176V226H177ZM179 225H180L179 227H181V224H179ZM193 225H194V224H193ZM202 225H203V224H202ZM204 225H205V224H204ZM206 225H207V224H206ZM211 225H212V224H211ZM214 225H215V224H214ZM260 225H261V227H260ZM124 226H126L125 229H123ZM124 226H123V228L121 227L122 230H124V231H122V232H125V234L123 233L124 235H123L122 232H121V234H122L121 236H122V240H123L124 244L122 245V244H121L122 242H120V245H122L123 247L121 248L122 252H119V254L121 253V254H120L121 256H119V257H121V259H122V264H170L172 261H174V260L176 261V259H175L176 256L174 257V255H176V254H173V253H177V252L179 251L178 249H180V248H178V246L181 247V248H183L182 245H184V247H185V246H188V247L183 248L184 251H185V249L187 248L186 251H185V253H188L187 250H188L189 248H191L194 244H195V246H193V247L195 248V247H196V243L199 242V240H198L197 242L195 241L196 243L193 244L192 242L194 241L193 239H195L194 237L191 236L192 239H191V238H190V239L188 238V240H189V242H188L187 239H186V240H185V239H182L183 237H180L181 235H180V236L178 235L179 237H177V238L182 239V240H180L181 242H184V241H185V242L182 243V244H180V242L178 241L180 245H179L178 243L176 244V246H175V247L177 248V249H176V252H175L174 247H172L173 250H174V252H173L172 254H170V252H172L173 250L169 249V251H167L168 249L166 250L165 247L167 246V248H171V247H170L171 244H170L169 246H168V244H166V246H165V241L163 240V242H162V241H161L162 239H161V240L158 241V242H159V243H160V242L162 243V244L160 243V246H161V245H164V247H162V248H164V254H168V255H170V256H168V255L165 256V255L161 252L163 255L161 256V254H160V255H159L160 258H157V257H159V256H157L158 253L156 254V251H155V253H153L154 255H153V254L151 255V256H153V257H152L153 259H152V258L150 259V258H149L150 256L147 257V258L150 259V262H149V260H147L146 257H145V258L143 257L144 259L140 257V256H144V255H140V253H139V247H140V246L142 247L143 244H144V246H146L145 243H147V242H145V243L142 242V243H143L142 245L139 244V238L141 237L140 231H137V230H138L137 228H134L135 231L133 230V228H132V231H130V230L125 231L126 229H128V228H127L128 225L125 224ZM134 226H135V225H134ZM137 226H138V225H137ZM147 226H148V225H147ZM147 226H146V227H147ZM160 226L163 227V225H161V224H160ZM176 226H175V227H176ZM208 226H209V225H208ZM222 226H223V225H222ZM258 226H257V227H258ZM35 227H36V226H35ZM105 227H106V226H105ZM148 227H149V226H148ZM169 227H171V226H169ZM179 227H178V229H179ZM184 227H185V226H184ZM247 227H248V228H247ZM108 228L111 229V227H108ZM139 228H140V227H139ZM155 228H156V227H155ZM164 228H165V226H164ZM171 228H173V227H171ZM182 228H183V227H182ZM189 228H190V227H189ZM191 228H192V227H191ZM193 228H194V227H193ZM196 228H197V227H196ZM200 228H202V227H200ZM205 228H206V227H205ZM209 228H210V227H209ZM244 228H245V229H244ZM105 229H106V228H105ZM109 229H108L109 233H107L108 235H107V234L105 235V237H106V236H109V237H108V238H109V243H107V244H110V245H109L110 249H107V250H109V251H107V252H109V254H112V253L114 254V253H115V255H116V253H118V251H116V248H115V246H114L115 244H113V243H115V241H114V240L111 238V236H110V234H111V233H114V232H110ZM119 229H120V228H119ZM119 229H118V231H119ZM136 229H137V230H136ZM140 229H141V228H140ZM145 229H146V228H145ZM151 229H152V228H151ZM160 229H161V228H160ZM160 229H159V230H160ZM174 229H175V228H174ZM180 229H181V228H180ZM183 229H184V228H183ZM207 229H208V228H207ZM207 229H206V230H207ZM224 229H225V228H224ZM233 229H234V228H233ZM235 229L238 230L237 228H235ZM256 229H257V228H256ZM152 230H153V229H152ZM152 230H150V231H152ZM162 230H163V229H162ZM162 230H161V232L163 233L164 230H163V231H162ZM181 230H182V229H181ZM184 230H186V229H184ZM191 230H192V229H191ZM196 230H197V229H196ZM198 230H200V229H198ZM217 230H218V229H217ZM240 230H239V231H240ZM143 231H144V230H143ZM146 231H147V230H146ZM146 231H145V233H146ZM157 231H158V230H157ZM167 231H169V230H167ZM172 231H174V230H172ZM177 231H179V230H177ZM194 231H195V230H194ZM253 231H254V230H253ZM147 232H148V231H147ZM165 232H166V231H165ZM165 232H164V233H165ZM183 232L186 233L185 231H183ZM190 232H191V231H190ZM202 232H203V231H202ZM207 232H208V231H207ZM216 232H218V231H216ZM232 232H233V230H232ZM234 232H235V231H234ZM250 232H251V231H250ZM250 232H248V233L250 234ZM261 232H263V230H262ZM145 233H144V234H145ZM150 233H151V232H150ZM164 233H163V234H164ZM170 233H172V232H170ZM170 233H169V234H170ZM187 233H188V232H187ZM187 233H186V234H187ZM191 233H192V232H191ZM196 233H197V231H196ZM196 233H195V234H196ZM203 233H204V232H203ZM227 233H228V232H227ZM248 233H247V232H246V233L244 232V234H248ZM102 234H103V236H104L105 233L102 232ZM102 234H101V236H102ZM142 234H143V233H142ZM153 234H155V232H154ZM160 234H161V233H160ZM174 234H175V233H174ZM174 234H173V235H174ZM186 234H185V236H187ZM192 234H193V233H192ZM195 234H193V236H195ZM197 234H198V233H197ZM197 234H196V239H195V240L199 239V238H198L199 235L202 236V235H201L202 233H199V235H197ZM211 234H212V233H211ZM214 234H215V233H214ZM255 234H256V233H255ZM111 235H112V234H111ZM117 235H118V234H117ZM119 235H120V234H119ZM125 235L128 236V237H129V236H132L133 238H131V239H130V238H127L126 241H125V240H124V239H125V238H124ZM146 235H147V234H146ZM148 235H149V233H148ZM157 235H158V234H157ZM165 235H167V234L165 233ZM188 235H189V237H190L191 234H188ZM212 235H213V234H212ZM237 235H238V234H237ZM239 235H240V233H239ZM242 235H243V234H242ZM258 235H259V232H258ZM262 235H263V234H262ZM113 236H114V234H113ZM144 236H145V235H144ZM154 236H155V235H154ZM207 236H208V235H207ZM207 236H206V237H207ZM252 236H253V234H252ZM118 237H120V236H118ZM165 237H166V236H165ZM168 237H169V236H168ZM168 237H167V238H164V239H168ZM175 237H176V236H175ZM234 237H237V236H234ZM242 237H243V236H242ZM244 237H245V236H244ZM253 237H255V236H253ZM253 237H252V238H253ZM257 237H258V236H257ZM262 237L264 238V236H262ZM120 238H121V237H120ZM151 238H153V236H152ZM160 238H161V237H160ZM170 238H172V237H170ZM186 238H187V237H186ZM202 238H204V240H206L205 237H202ZM208 238H209V237H208ZM208 238H207V239H208ZM246 238H247V237H246ZM249 238H250V237H249ZM249 238H248V239H249ZM263 238H262V240H263ZM105 239H106V238H105ZM129 239L132 240V243H131V244H130L131 241L129 242ZM141 239H142V241H143V238H142V237H141ZM147 239H148V238L144 239V241L147 240ZM157 239H158V238H157ZM200 239H201V238H200ZM212 239H213V238H212ZM237 239H238V238H237ZM237 239L235 238L234 240H237ZM240 239H241V238H239V240H240ZM244 239H245V238H244ZM248 239H246V240H248ZM254 239H255V238H253V240L250 242V243L252 244V246L254 245V243H252V242L254 241ZM106 240H107V239H106ZM106 240H105V241H106ZM112 240H113L114 242H113ZM149 240H151V239H149ZM169 240H170V239H169ZM169 240H168V241H169ZM173 240H175V238H173ZM173 240H172V241H173ZM190 240H191V241H190ZM204 240H203V241H204ZM255 240H256V239H255ZM119 241H120V240H119ZM175 241H176V240H175ZM175 241H174V242H175ZM203 241H201V242H203ZM241 241H242V240H241ZM249 241H250V240H249ZM249 241H246V242H249ZM150 242H151V243H152V242H155V240H152V241H150ZM150 242H149V243H150ZM156 242H157V241H156ZM156 242H155V245H156ZM176 242H177V241H176ZM231 242H233V241H230V243H231ZM235 242H236V241H235ZM238 242H239V241H238ZM238 242H237V243H238ZM246 242H245V243H246ZM256 242H258V241L256 240ZM259 242H260V241H259ZM263 242H264V241H263ZM118 243H119V242H118ZM166 243H167V242H166ZM170 243H171V241H170ZM191 243H192L193 245H192ZM208 243H209V245L211 246L210 242H208ZM208 243H206V244L204 243V245H207ZM211 243H212V242H211ZM230 243H229V244H230ZM237 243H236V244H237ZM250 243H249L248 245H251ZM104 244H105V242H104ZM129 244L132 245L131 247L134 246L135 248L133 247V248H134V249H133V248L129 247V246H130ZM197 244H198V243H197ZM219 244H220V243H219ZM255 244H256V243H255ZM261 244H262V243H261ZM128 245H129V246H128ZM138 245H140V246L138 247ZM158 245H159V244H157L156 247H157ZM174 245H175V244H174ZM201 245H202V244H201ZM222 245H223V244H222ZM222 245H221V246H222ZM241 245H242V244L240 243V246H241ZM243 245H244V242H243ZM243 245H242V246H243ZM245 245H246V244H245ZM257 245H258V244H257ZM257 245H255V246H256L255 248H258V247H259V246H257ZM259 245H260V244H259ZM263 245H264V244H263ZM263 245H262V246H263ZM107 246H108V245H107ZM107 246H106V248H107ZM144 246H143V248H142L143 251H144ZM147 246H148V244H147ZM147 246H146V248H147ZM153 246H154V244H153ZM172 246H173V245H172ZM190 246H191V247H190ZM197 246H198V245H197ZM216 246H217V245H216ZM231 246H232V245H231ZM237 246H238V245H237ZM240 246H239V247H240ZM262 246H261V247H262ZM109 247H108V248H109ZM120 247H121V246H119V248H120ZM141 247H140V249H141ZM154 247H155V246H154ZM193 247H192V248H193ZM218 247H220V245H218ZM227 247H229V246H226V248H227ZM233 247H234V245H233ZM261 247H259V248H261ZM87 248H88V247H87ZM129 248H131V250H132V249H133V250L131 251ZM148 248H149V246H148ZM148 248H147V249H148ZM194 248H193V249H194ZM196 248H197V247H196ZM210 248H211V247H210ZM229 248L231 249V247H229ZM234 248H235V247H234ZM245 248H246V246H245ZM183 249H182V250L180 249L179 252L183 251ZM198 249H199V248H198ZM198 249H197V251L199 252L201 248H200L199 250H198ZM217 249H218V248H217ZM217 249H216V250H217ZM227 249H228V248H227ZM227 249H226V250H227ZM239 249H241V248H239ZM253 249H254V248H252V250H253ZM261 249H262V248H261ZM117 250H118V249H117ZM119 250H120V249H119ZM157 250H161V249L158 248ZM165 250H166L167 252H166ZM170 250H171V251H170ZM204 250H205V249H203L202 251H204ZM218 250H219V249H218ZM228 250H229V249H228ZM231 250H233V249H231ZM262 250H263V249H262ZM36 251H37V250H36ZM146 251H148V250H146ZM151 251H152V249H151ZM161 251H163V250H161ZM195 251H196V250H195ZM202 251H201V254L199 253L200 255L203 254ZM214 251H215V249H214ZM224 251H225V249H224ZM248 251H249V250H248ZM254 251H255V253H257V252H256L257 250H254ZM149 252H150V251H149ZM158 252H160V251H158ZM165 252H166V253H165ZM168 252H169V253H168ZM179 252H178V255H182V256H183V255H184V256L187 255V254L185 255L184 252H183V253L181 252V254H180ZM206 252H207V251H206ZM216 252H217V251H216ZM216 252H215V253H216ZM222 252H223V251H222ZM239 252H241V251H239ZM242 252H243V250H242ZM245 252H246V251H245ZM251 252H252V251H251ZM251 252L249 251V254H250V255L247 254L248 252L245 254V255L248 256V257L250 256V258H248V257H246V256H245V257L248 258V260L251 259V261H253L252 259L254 258V256H252L253 258L251 257V255H252ZM260 252H261V251H260ZM142 253H143V252H142ZM146 253H147V252H146ZM204 253H205V251H204ZM233 253H234V251H233ZM253 253H254V252H253ZM258 253H259V252H258ZM258 253H257V254H258ZM263 253H264V252H263ZM105 254H106V253H105ZM119 254H118V255H119ZM144 254H145V253H144ZM150 254H151V253H150ZM155 254H156V259H155ZM188 254H189L190 256H192V255H191L192 252L190 253V250H189V253H188ZM241 254H242V253H241ZM241 254H239V255L241 256ZM106 255H107V254H106ZM115 255H114V256H115ZM197 255H198V254H197ZM221 255H222V254H221ZM221 255H218V257L215 256V258H217L218 260H216L215 258H213V259H215L216 262L212 259V260H211L212 262H211L210 264H224V263H227V261L230 260V259H229L230 256H228L227 258H228L229 260L226 258V260H225L226 262H223L225 258H224V259H221V257L223 256V255H222V256H221ZM230 255H231V254H230ZM233 255H234V254H233ZM259 255H260V254H259ZM259 255H258V256H259ZM78 256H79V255H78ZM108 256H109V255H108ZM110 256H112V255H110ZM116 256H117V255H116ZM147 256H148V254H147ZM163 256H164V258H163ZM182 256H180V257H182ZM193 256H194V255H193ZM202 256H203V255H202ZM219 256H221V257H219ZM235 256L237 257L238 255L235 254ZM261 256H262V255H261ZM263 256H264V255H263ZM112 257H113V256H112ZM112 257H111V259H110L111 261H112ZM161 257H162V258H161ZM173 257H174V258H173ZM180 257H176V258L179 259ZM188 257H189V256H186V257H184V258L187 259ZM197 257H200V256L198 255ZM236 257H234L235 260H236V262H237V261H238V262H241V259H242V258H240V257L238 256L237 258H239V259L237 260ZM241 257L244 258V255L242 254ZM255 257L257 258V256H255ZM106 258H107V256H106ZM184 258H183V259L181 258L182 260L179 259V260H177V261H182V263H180V264H184V263H183L184 261H185V264H186V263L189 264L190 262L193 263V262H194L193 259H195V262L197 261L196 258H192V257H190V258H188V259L191 260V258H192L193 261L188 260V261H190V262H188L187 260H184ZM256 258H255V260H256ZM97 259H98V258H97ZM115 259L118 260V256H117ZM173 259H174V260H173ZM198 259H199V258H198ZM263 259H264V258H263ZM152 260H155V261H154V262H151ZM183 260H184V261H183ZM233 260H234V259H233ZM242 260H244V263H246V262H245V260H246L245 258L242 259ZM213 261H214V262H213ZM230 261H231V260H230ZM230 261H229V262H230ZM251 261H247L246 264H253V262H251ZM195 262H194V264H195ZM201 262H202V261H201ZM229 262H228V263H229ZM254 262H255V261H254ZM259 262H260V261H259ZM259 262L257 261V263H259ZM191 263H190V264H191ZM230 263H232V262H230ZM234 263H235V262H234ZM257 263L255 262L254 264H257ZM263 263H264V262H263ZM263 263H262V264H263ZM172 264H174V263H172ZM198 264H199V263H198ZM239 264H240V263H239ZM260 264H261V263H260Z\"/></svg>",
	"mask_w": 264,
	"mask_h": 264
}]
</instances>
